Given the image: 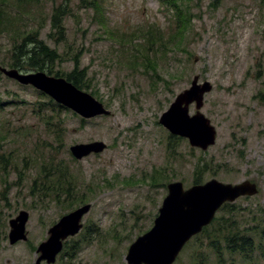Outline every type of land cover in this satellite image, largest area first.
<instances>
[{"label":"rangeland","instance_id":"obj_1","mask_svg":"<svg viewBox=\"0 0 264 264\" xmlns=\"http://www.w3.org/2000/svg\"><path fill=\"white\" fill-rule=\"evenodd\" d=\"M105 2L110 27L130 34L133 44H144L134 34L155 25L163 42L174 46L161 47L158 77L145 73L141 60L134 64L132 55L140 53L120 47L81 0L17 4L9 14L19 12L18 21L9 19V30L0 32V67L19 69L13 65L25 61L22 39L39 30L60 56L56 70L70 72L79 57L81 69L88 68V93L110 111L88 120L70 110L54 112L39 91L0 72V264H35L49 229L85 204L91 210L83 229L65 242L54 264H127L129 247L153 227L170 183L187 189L213 179L258 187L216 215L253 237L249 258L227 250L220 258L201 233L174 264H264V0H180L191 20L181 46L170 37L175 11L160 0ZM54 3L68 6L63 39L51 27ZM155 36L149 33L146 42ZM195 76L212 85L201 112L216 140L206 151L172 137L159 123ZM196 112L191 105L190 114ZM93 142L105 150L83 160L71 155L72 146ZM21 211L29 214L28 240L11 245L9 222Z\"/></svg>","mask_w":264,"mask_h":264},{"label":"water","instance_id":"obj_2","mask_svg":"<svg viewBox=\"0 0 264 264\" xmlns=\"http://www.w3.org/2000/svg\"><path fill=\"white\" fill-rule=\"evenodd\" d=\"M0 72L23 86H31L46 94L84 119L110 115L101 102L64 78L3 67H0ZM199 79V76L194 77L190 88L180 94L161 116L160 124L172 135L188 139L192 147L206 151L216 140L215 128L201 112L204 97L211 91L212 85L207 81L200 84ZM191 105H195V115H190ZM105 148L102 142L82 143L72 146L70 152L75 159L83 160L92 154L102 153ZM167 190L153 227L130 246L126 255L127 264H174L185 245L212 223L225 203L258 193L256 184L250 181L233 185L216 179L188 189L184 188L182 182H173L167 186ZM90 208L91 205L87 204L76 209L49 229L48 239L37 249L39 257L35 264L56 262L64 241L81 231V221ZM28 222L29 214L26 211H21L9 222L11 245L28 240Z\"/></svg>","mask_w":264,"mask_h":264},{"label":"trees","instance_id":"obj_3","mask_svg":"<svg viewBox=\"0 0 264 264\" xmlns=\"http://www.w3.org/2000/svg\"><path fill=\"white\" fill-rule=\"evenodd\" d=\"M29 0H0V18H3V21H0V32L1 31H7L9 29L5 28L8 26L9 19L18 21V18L16 17L19 12H14L12 10V13L14 17L10 16L9 10H11L13 7H19L22 4L21 3H27ZM35 2H40V0H30ZM83 4H85V7L90 8L92 11V18L95 23L101 27L107 35L112 37L115 42H118L120 47L125 48V51H128L127 48L132 49V52L134 51L138 52V55L140 53V56H133L134 57V64L137 63V60H141V64H139L141 67H144L145 73L149 74L150 72H153L156 77H158L157 71V65H158V56L162 52L161 47L163 50L165 49H172V47H169L167 43L163 42V32H160L158 27L155 25H151L150 27H154L150 31V29L141 30L140 29V35H137L138 37H142L145 42L144 44H133L132 40L134 39L130 34L124 33L119 31L118 29H112L110 27V24L106 18V10L105 0H81ZM160 2L169 8H172L174 13V21L175 24H177V27L175 28L174 32L170 35L171 40L175 41V45H182L183 41L186 39V34L189 31V25H190V14L187 12L189 10L188 6H185L184 3H181L180 0H160ZM19 6H18V5ZM53 12L51 17V27L53 31L56 32L57 35H60L63 39L65 37V28H64V19L69 15L68 13V6L66 7L62 3L57 5L56 3L53 4ZM157 28V29H156ZM173 30V29H172ZM155 31L157 36L149 38V42H146L149 33ZM158 31V33L156 32ZM142 34V35H141ZM128 36V37H127ZM20 37L18 34L14 38ZM130 37V39H129ZM12 38V40L14 39ZM24 38H26V42L22 39V44L25 47L24 56L23 59L25 60L24 63L21 64H14V68L20 67L18 70L28 72V73H35V72H43L46 73L49 76L56 77V78H64L67 81L71 82L73 85H75L77 88L88 92L87 90L90 89L89 83L91 82L90 78H88V68H82L81 69V63L79 57L73 58V68L70 72L64 73L59 70H56V64L60 61V56L57 53L56 50L49 47L44 41L40 39V33L39 30L31 31L28 33ZM179 40V41H177ZM181 41V42H180ZM14 42V45L16 46V42ZM28 45H32L29 49L26 50ZM157 47V49H155ZM134 49V50H133ZM129 52V51H128ZM82 55V54H81ZM166 57V54H162V57ZM133 64V66H134ZM12 66V67H13ZM39 95L42 98L47 99V102H43L44 105H49L51 110L54 112L56 110L62 112L63 110H68L62 105L56 103L53 99H51L49 96L42 92H38ZM93 96V93H90ZM48 103V104H47ZM4 104H0V110H2V106ZM44 109V108H43ZM43 109L40 108L41 112H43ZM45 110V109H44ZM47 110V108H46ZM46 118V116H44ZM50 117L47 119V122H50ZM172 136V135H171ZM174 137V136H172ZM176 137V136H175ZM1 165V163H0ZM200 184V182H198ZM60 186L61 184L58 183ZM69 185H71L69 183ZM60 189V188H59ZM62 189V186H61ZM71 188L67 187L65 188V191L68 193L69 197L71 195ZM61 195V192H60ZM73 203V201L71 202ZM229 204H225L222 209H225ZM262 213L264 215V208L262 210ZM255 229V228H253ZM246 230H243L237 225L236 221H231L224 219V218H215V220L206 227L202 234L207 235V240L209 242V248L214 251L215 255H218L220 257V254L222 250H227L228 252L232 253H240L243 252L247 258H249L247 251L252 250V246L255 242L252 236H249L248 233H246ZM198 237V236H196ZM243 255V256H244ZM221 258V257H220ZM222 263V261H221Z\"/></svg>","mask_w":264,"mask_h":264}]
</instances>
